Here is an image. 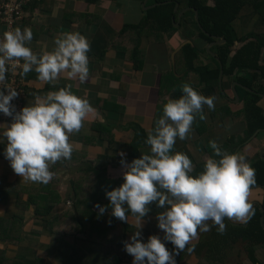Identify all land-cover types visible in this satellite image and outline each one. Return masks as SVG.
<instances>
[{"label": "crops", "instance_id": "1", "mask_svg": "<svg viewBox=\"0 0 264 264\" xmlns=\"http://www.w3.org/2000/svg\"><path fill=\"white\" fill-rule=\"evenodd\" d=\"M14 2L0 0V9H4V3L12 5ZM148 2L28 0L25 18L14 23L12 29H31L32 39L26 46L37 54L51 51L54 38L62 32H79L89 43V75L84 82L61 74L56 81L44 83L36 79L34 71L24 76L19 75L20 69L6 72L0 89L8 86L18 92L12 101L17 110L31 104L34 93L43 95L69 86L75 95L88 101L93 111L84 118L81 129L69 135L73 146L71 157L49 165L52 177L47 184L28 181L14 174L8 161L0 155V264H79L78 259L83 264H131L132 257L123 250V242L128 241L136 230L132 217L129 214V223L125 224L112 217L104 195L105 191L122 182L118 154L125 153L128 162L133 159L132 151L126 149L133 138L129 123L140 125L148 133L161 115L163 104L172 99L173 88L181 89L184 83L194 86V73L187 75L183 61L178 64L176 58L184 45H196L201 52L200 60L210 68L216 64L212 57H217L212 49L214 45L210 46L209 52L210 44L205 45L197 35L192 40H183L181 34L185 26L182 22L189 8L178 14L177 21L173 19L174 29L164 38L157 40L155 35L143 36L137 44L132 32L120 37L124 25L139 23L146 10L158 5H149ZM207 2L214 5V0ZM245 20L242 18L243 23ZM194 29L197 30L196 25ZM5 31L8 26L0 20V35ZM173 73H178L179 79L173 78ZM185 76L184 81L180 80ZM236 77V74L222 77L221 95L214 99L213 109L204 106V119L197 116L190 135L183 141L177 139L173 146L172 152H182L190 158L193 170L200 166L203 169L204 161L211 156L209 140H214L220 148L229 137L235 136V142L229 143L223 152L240 153L250 165L257 157H262L264 131L257 130L241 145L240 142L248 136L246 129L243 130L244 125L231 126L229 119L218 112L226 106L233 111L242 110L246 93L253 92ZM205 86L203 83L193 88L210 97ZM258 105L264 112V95ZM213 115L216 120H211ZM0 123L8 124L10 118L0 115ZM96 125H103L105 132L95 131ZM229 131L232 132L230 136ZM115 142L119 146L116 147ZM3 146L0 137V153ZM148 150L140 149L139 155L148 153ZM90 166L96 167L97 171L83 172ZM262 188H250L249 203H263ZM97 204L106 208L103 215H98ZM48 206L53 208L44 214ZM197 232V238L190 240V245L198 243L202 232ZM141 234L145 241L149 235L161 234L156 227L155 215H146ZM255 256L264 264V245L256 247ZM105 258L107 261L104 262ZM184 262L202 264L195 253L188 254Z\"/></svg>", "mask_w": 264, "mask_h": 264}, {"label": "clouds", "instance_id": "2", "mask_svg": "<svg viewBox=\"0 0 264 264\" xmlns=\"http://www.w3.org/2000/svg\"><path fill=\"white\" fill-rule=\"evenodd\" d=\"M32 39L29 27H17L0 35V83L5 73L20 68L19 75L36 73V79L48 83L61 74L84 82L89 75V43L79 32H62L53 40L51 51L34 53L28 46ZM181 95L163 104L161 115L154 121L144 143L148 153L126 161L121 152L122 183L104 195L110 215L135 225L123 250L132 257L131 264H176L179 252L193 251L190 240L198 232L216 226L225 230L224 219L245 222L252 215L248 202L250 186L255 183V170L240 153H226L214 140L208 141L212 156L203 170L192 175L193 163L182 152H172L177 139L190 135L194 119H204L203 107H214V98L199 94L190 84L181 85ZM18 92L5 86L0 89V115L10 123H0L4 146L0 155L8 161L14 174L25 180L47 184L52 177L49 165L71 157L73 146L69 135L78 132L82 121L93 109L87 100L75 95L69 86L33 94V102L17 110L12 103ZM162 209L156 213V227L161 234L142 239V222L150 212L149 205ZM98 215L106 211L95 205ZM166 245H171V249Z\"/></svg>", "mask_w": 264, "mask_h": 264}, {"label": "trees", "instance_id": "3", "mask_svg": "<svg viewBox=\"0 0 264 264\" xmlns=\"http://www.w3.org/2000/svg\"><path fill=\"white\" fill-rule=\"evenodd\" d=\"M148 4L158 5L146 10L139 23L124 25L120 31V37L132 32L136 36L137 44L143 36L155 35L157 40H159V37L164 38L169 31L174 29L173 19L175 18L177 21L178 14L189 8L190 11L186 13L182 22V25L185 26L181 34L184 41L192 40L197 35L205 45L216 41L214 37L224 38L225 42L215 44L212 47L217 55V57H212L216 63L214 68L202 63L200 49L191 43L184 45L177 53L178 64L183 61V68L187 75L192 72L196 77V82H193L194 86L205 83L206 92L211 94L210 97L214 99L219 98L221 95L220 65H222L223 70L222 77L236 74V79L253 92L246 93L242 110L233 111L229 106H226L220 108L218 112H221L224 118L229 119L231 126L244 125L243 130L246 129L248 136L240 142L241 145L257 130L264 131V112L263 108L258 105L262 100V95H264V0H214L213 6L208 5L207 0H149ZM177 4L178 8L176 10ZM196 13L203 31L196 22ZM241 17L246 19L244 23ZM247 22H254L255 29L242 35L244 32L243 25L245 26ZM195 25L197 30L194 29ZM137 44L136 47L139 46ZM135 67L137 66L135 65ZM177 74L173 73L172 77L179 79ZM186 78L187 76L180 80L184 81ZM181 94V89L173 88L170 97L176 99ZM214 119L216 120L213 115L211 120ZM129 124L128 128L133 132V138L126 149L132 151L131 157L138 158L140 149H149V146L144 143L148 133L134 122ZM103 128V125H96L94 130L102 133ZM233 142H235V136L229 137L224 147H220L221 150L223 151L226 147H229V143ZM115 144L116 147L119 146L117 142ZM251 167L255 170V183L252 186L264 187V159L257 157L251 163ZM201 168L202 166L195 167L192 175L195 176L201 172L203 170ZM96 171L97 168L92 166L90 169L86 168L83 172ZM261 190L264 191V188ZM67 204L69 206L70 203L67 202ZM149 207L150 212L147 215L156 216L157 212L162 211V209L156 208L154 204L149 205ZM261 207L264 209V201L261 205L254 204L252 206V215L247 226H244L247 220L237 226L233 225L228 218H225V230L222 234L217 232L216 226H212L211 221H208L209 231L202 232L198 237V243L192 245L194 247L191 253L187 252L188 245H186V249L179 252L175 257L176 263L187 264V262H184L185 257L188 254L195 253L201 258H205L208 261L207 264H226V259L229 256L236 258L246 256L252 263L261 264L255 256L256 247L264 245V227L261 223V219L264 221V212H262ZM52 208L53 206H48L44 214H48ZM123 233L125 235V229ZM237 245H242V251L234 253L238 247ZM167 247L171 249V245H167ZM76 258L78 259L77 256ZM105 261H107L106 258ZM75 263L77 264V262ZM78 263L83 264L79 259Z\"/></svg>", "mask_w": 264, "mask_h": 264}, {"label": "built area", "instance_id": "4", "mask_svg": "<svg viewBox=\"0 0 264 264\" xmlns=\"http://www.w3.org/2000/svg\"><path fill=\"white\" fill-rule=\"evenodd\" d=\"M15 2L11 5L10 3H4V9H0V20L8 26V31L13 30V25L17 21H21L26 16L25 6L28 0H14ZM6 68H9L8 73L11 71L19 70L20 68L17 67L14 70L10 68V65H6ZM2 84V83H1ZM23 89V88H22ZM19 91H22L19 89ZM9 119V117H6Z\"/></svg>", "mask_w": 264, "mask_h": 264}, {"label": "rangeland", "instance_id": "5", "mask_svg": "<svg viewBox=\"0 0 264 264\" xmlns=\"http://www.w3.org/2000/svg\"><path fill=\"white\" fill-rule=\"evenodd\" d=\"M210 2H213V0H208ZM255 29V23H247L246 24V27L244 28V32L242 33L245 34L249 31H252ZM260 33H263L262 31H259ZM211 52V51H209ZM180 88V87H179ZM178 88V89H179ZM225 128H222L221 130H224ZM228 131V130H227ZM230 134H228L229 136L232 135V132L229 131ZM225 136H223L224 138ZM234 222V221H233ZM238 246V247H237ZM237 249L234 251V253H237V252H241L242 251V245H237ZM200 262L203 264V263H207L208 261L205 259V258H201L200 257ZM226 264H251L249 262V260L246 258V256H243L241 258H236V257H233V256H229L227 259H226Z\"/></svg>", "mask_w": 264, "mask_h": 264}, {"label": "water", "instance_id": "6", "mask_svg": "<svg viewBox=\"0 0 264 264\" xmlns=\"http://www.w3.org/2000/svg\"><path fill=\"white\" fill-rule=\"evenodd\" d=\"M177 6V5H176ZM176 8H178V6L176 7ZM146 9V8H145ZM196 22L198 23V26H199V28L203 31V29H202V27H201V25H200V23L198 22V17H197V13H196ZM214 37V36H213ZM214 39H216V41H214V42H212V43H210V45H209V47H208V51H209V48H210V46H213V45H215V44H221V43H224L225 42V39L224 38H218V37H214ZM220 75H219V83L221 84V82H222V75H223V70H222V65H221V67H220ZM258 133V132H257ZM256 133V134H257ZM255 136V135H254ZM261 156H262V158L264 159V150H262L261 151ZM250 188H253V189H257V188H262V186H250ZM264 188V187H263ZM253 204H255V202L253 203ZM253 204H251V205H253ZM261 209H262V212H264V209L261 207ZM249 219L250 218H248V220H247V224H248V222H249ZM261 223H262V225H263V227H264V221H263V219H261ZM233 225H239V224H236V223H232ZM247 224H245L244 226H247Z\"/></svg>", "mask_w": 264, "mask_h": 264}]
</instances>
